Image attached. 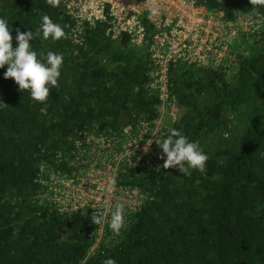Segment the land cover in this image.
Returning a JSON list of instances; mask_svg holds the SVG:
<instances>
[{
  "label": "trees",
  "instance_id": "trees-1",
  "mask_svg": "<svg viewBox=\"0 0 264 264\" xmlns=\"http://www.w3.org/2000/svg\"><path fill=\"white\" fill-rule=\"evenodd\" d=\"M231 17L251 11L249 0H198ZM264 12V8L260 9ZM47 15L66 38L29 41L38 56L63 55L58 86L45 102L33 101L0 69V264H77L92 242L80 213L58 215L32 203L38 165L70 146L93 124L118 127L155 114L146 89V43L126 35L111 39L105 26H86L83 44L69 38L72 19L59 3L0 0V18L11 28H39ZM252 39V40H251ZM231 72L170 65V93L177 99V129L208 155L206 172L175 167L131 176L149 193L122 240L99 249L85 264H264V36L251 38ZM248 42V41H247ZM246 43V42H245ZM225 133L226 136L224 135ZM187 167V165H185Z\"/></svg>",
  "mask_w": 264,
  "mask_h": 264
},
{
  "label": "built area",
  "instance_id": "built-area-1",
  "mask_svg": "<svg viewBox=\"0 0 264 264\" xmlns=\"http://www.w3.org/2000/svg\"><path fill=\"white\" fill-rule=\"evenodd\" d=\"M60 4L73 21L69 38L75 45L83 44L86 26L97 24L105 26L111 39L126 35L137 48L149 39L146 89L157 98L153 116L118 127L93 124L38 165L32 203L58 215L80 212L85 217L83 226L90 227L93 238L77 263L85 264L99 249L121 242V232L148 200L149 193L128 179L156 172L164 164L155 139L165 138V128L178 116L177 99L169 90L170 65L233 71L244 51L240 43L264 36V12L253 17L251 11L236 10L227 18L198 0H60ZM153 7L159 9L155 16L150 13ZM113 178L116 187L110 189ZM116 204L123 205L126 214V227L119 235L108 227ZM93 213L103 214L104 222L95 225Z\"/></svg>",
  "mask_w": 264,
  "mask_h": 264
},
{
  "label": "clouds",
  "instance_id": "clouds-1",
  "mask_svg": "<svg viewBox=\"0 0 264 264\" xmlns=\"http://www.w3.org/2000/svg\"><path fill=\"white\" fill-rule=\"evenodd\" d=\"M252 5L250 10L255 17L260 9L264 8V0H249ZM50 7H57L60 0H46ZM159 9L153 7L151 15L155 16ZM36 37L39 40L58 41L66 38V33L60 24L44 15L41 18L39 28L34 31L21 32L16 29V44L13 46V36L8 23L0 18V69L5 68L4 78H12L22 92L27 90L33 101L45 102L49 96L50 88L58 86V79L61 75L63 55L48 51L46 55L38 56V53L31 48L29 41ZM264 126V125H262ZM155 143L162 149L161 158L164 159L163 167H175L184 175H191L189 169L197 170L200 173L206 172L208 155L200 148L198 143L190 141L180 131L173 128L165 138L155 139ZM150 144V143H148ZM148 144L145 146L147 151ZM187 165V167H185ZM110 189H115L116 180L109 181ZM125 212L123 205L116 204L111 211L108 227L113 235H119L122 228L126 227ZM103 214L93 213L92 220L101 224L105 220ZM104 264H116L112 258L104 261Z\"/></svg>",
  "mask_w": 264,
  "mask_h": 264
},
{
  "label": "rangeland",
  "instance_id": "rangeland-1",
  "mask_svg": "<svg viewBox=\"0 0 264 264\" xmlns=\"http://www.w3.org/2000/svg\"><path fill=\"white\" fill-rule=\"evenodd\" d=\"M240 47H241V49H243L244 51H243V54H245V55H249V54H251L253 51V46L252 47H250V45H244V43L243 42H241L240 43Z\"/></svg>",
  "mask_w": 264,
  "mask_h": 264
}]
</instances>
